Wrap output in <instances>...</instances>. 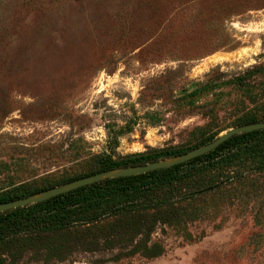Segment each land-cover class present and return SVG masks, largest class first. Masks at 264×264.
I'll use <instances>...</instances> for the list:
<instances>
[{"label": "rangeland", "instance_id": "rangeland-1", "mask_svg": "<svg viewBox=\"0 0 264 264\" xmlns=\"http://www.w3.org/2000/svg\"><path fill=\"white\" fill-rule=\"evenodd\" d=\"M248 122H264V0H0V196ZM0 264H264V159L15 234Z\"/></svg>", "mask_w": 264, "mask_h": 264}, {"label": "trees", "instance_id": "trees-1", "mask_svg": "<svg viewBox=\"0 0 264 264\" xmlns=\"http://www.w3.org/2000/svg\"><path fill=\"white\" fill-rule=\"evenodd\" d=\"M184 153L186 152L141 156L122 163L104 162L96 174L175 158ZM250 158L264 159V129L234 135L215 150L184 163L144 174L105 178L48 200L1 212L0 242L33 228H68L75 224H93L112 212L144 203L154 196L157 190L188 182L205 169ZM71 181L73 180L64 183ZM45 190L47 189L13 196L2 195L0 204L34 196ZM207 190H199L196 193Z\"/></svg>", "mask_w": 264, "mask_h": 264}, {"label": "water", "instance_id": "water-1", "mask_svg": "<svg viewBox=\"0 0 264 264\" xmlns=\"http://www.w3.org/2000/svg\"><path fill=\"white\" fill-rule=\"evenodd\" d=\"M261 129H264V122L247 124V125H242V126H238L235 128H231L227 130L226 132L222 133L221 135H219L212 142L206 145H203L201 147H198L196 149H193L176 158H173L170 160L156 161V162H152L149 164L139 165V166H134V167L115 169L113 171H106V172H102L98 174H93L87 177H83L75 181L66 183L57 188L46 190L34 196H27V197L19 198V199L10 201V202L2 203L0 204V213L15 209V208L27 206L30 204H34L40 201L48 200L52 197L65 193L69 190L83 187L86 185H90L100 180H103L105 178L126 177V176L144 174L149 171L162 169V168L170 167L176 164L184 163L196 157L204 155L212 150H215L223 142L227 141L229 138H231L234 135L246 133V132H252V131L261 130Z\"/></svg>", "mask_w": 264, "mask_h": 264}]
</instances>
